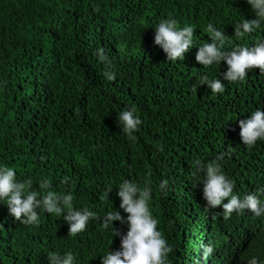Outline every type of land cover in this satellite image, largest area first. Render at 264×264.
<instances>
[{
	"label": "trees",
	"instance_id": "obj_1",
	"mask_svg": "<svg viewBox=\"0 0 264 264\" xmlns=\"http://www.w3.org/2000/svg\"><path fill=\"white\" fill-rule=\"evenodd\" d=\"M165 19L194 29L183 61H168L154 44L155 27ZM244 19H256L247 0H0V166L13 168L19 181L31 179L38 192L71 194L74 208L93 204L125 218L119 185L150 182V208L168 244L179 233L173 219L184 216L186 244L203 246L221 216L187 194L205 175L194 161L224 154L222 170L235 188L259 184L251 175L259 163L242 167L233 159L242 146L239 120L264 110V75L229 84L226 62L204 67L195 59L198 47L211 42L209 23L229 37L226 51L264 42V23L250 35H234ZM101 48L114 66L112 81ZM204 75L225 91L199 85ZM133 109L142 121L135 140L118 118ZM44 179L49 189H40ZM165 180L167 195L159 190ZM38 215V225L21 224L0 202V264H49L52 253L64 256L74 246L81 252L63 218L43 209ZM252 257L264 264V228L244 264ZM176 260L170 253L169 264Z\"/></svg>",
	"mask_w": 264,
	"mask_h": 264
},
{
	"label": "clouds",
	"instance_id": "obj_2",
	"mask_svg": "<svg viewBox=\"0 0 264 264\" xmlns=\"http://www.w3.org/2000/svg\"><path fill=\"white\" fill-rule=\"evenodd\" d=\"M256 15V19H244L235 26L234 35L238 38L250 35L264 23V0H247ZM211 42L198 47L195 59L204 67L226 62L224 79L228 83L243 82L252 75H264V42L254 46H237L226 51L229 37L218 30L212 23L207 25ZM154 44L166 54L167 60L183 61L185 54L194 45V29L191 26L178 27L175 19H165L155 27ZM99 59L105 64L104 75L109 81L116 77L113 65L104 50L99 49ZM207 84L213 94H222L225 85L218 79H209L207 75L200 78L199 85ZM199 85H194L196 88ZM197 89V88H196ZM123 132L135 140L142 121L135 115V110H124L119 114ZM239 150L233 161L243 166L260 164L252 176L259 182L253 187H245L229 179L222 170L220 161L203 164L200 160L193 163L197 173H205L197 183L188 186L187 194L193 193L198 203L210 214L215 212L221 219L203 246L186 244L183 230L185 217L173 219V227L179 233L174 235L175 243L169 245L160 228L159 219L153 216L150 208L152 188L150 182L141 187L125 179L119 185L117 193L120 198L119 208L127 213L126 218L119 211L106 214L93 204L80 209L73 207L71 194L61 195L52 191L38 192L32 188V180H17L13 168L0 166V202L6 203L9 213L16 221L24 225H38V209H43L47 217H61L69 235L76 236V242L82 246L81 252L74 246L71 252L61 256L59 253L49 255V264H169L184 259L193 264H244L246 256L255 247L264 228V110L257 109L250 117L239 120ZM160 150H163L161 146ZM70 178L66 177L67 183ZM168 181L159 185L165 191ZM40 189L50 188L47 179L42 180ZM109 186L106 194L112 192ZM245 189V192L243 190ZM118 226L114 227L113 222ZM95 252H105L96 255ZM176 257V258H175ZM248 264H260L252 257Z\"/></svg>",
	"mask_w": 264,
	"mask_h": 264
}]
</instances>
